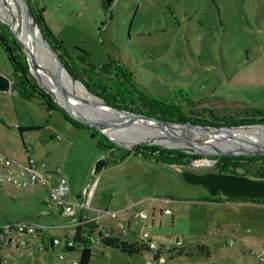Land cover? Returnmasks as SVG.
Segmentation results:
<instances>
[{
  "label": "rangeland",
  "instance_id": "1",
  "mask_svg": "<svg viewBox=\"0 0 264 264\" xmlns=\"http://www.w3.org/2000/svg\"><path fill=\"white\" fill-rule=\"evenodd\" d=\"M40 5L56 39L69 49L88 53L89 64L102 67L111 58L131 60L150 88L168 92L169 87L193 86L202 93L207 91L210 98L193 106L201 112L196 117L235 116L238 110L247 109L243 103L246 97L227 87V82L247 60L264 61V0H116L111 7L105 0H40ZM0 21L10 23L1 0ZM76 53L82 54L79 50ZM0 72L11 77L12 68L1 47ZM261 81L264 84V76ZM85 90L87 95L92 92ZM261 102L256 107L263 108L264 100ZM30 104L32 108L24 111L27 118L53 127L65 138L51 140L42 133L49 141V149L43 154L49 152L54 161L65 164L60 166L71 182L70 195L82 192L81 199L87 200L88 189L101 178L92 196L93 210L120 211L142 197H157L149 198L138 210L119 213L118 220H109L116 236L140 244L148 232L160 246L193 252V256L178 257L179 250H168V261L155 263L154 255L147 251L131 254L95 243L91 264H264V205L239 207L236 198L209 194L201 184L191 182L182 167L147 163L136 156L106 165L117 154L101 149L98 135L75 129L60 112H49L38 102ZM61 129L77 139L78 145L69 155L61 149L66 140L70 141ZM38 134L26 133L24 140ZM24 140L20 138L19 151L26 158L15 159L20 162H25L28 155ZM213 161L206 156L194 160L187 172L197 174L195 166L213 167ZM38 189L42 195L47 192L43 187ZM33 191L32 187L18 189L0 184V207L18 216L34 212L30 218L45 227L64 223L51 205L44 206V214L35 212L38 206L31 197ZM138 211H147L148 218L137 217ZM118 222L124 223L127 235ZM47 229L62 241V247L75 238V230L70 227ZM198 245L209 246L213 257L197 256ZM80 251L67 252L61 261V247L55 246L54 252L41 248L19 259L18 264H66L79 258Z\"/></svg>",
  "mask_w": 264,
  "mask_h": 264
},
{
  "label": "trees",
  "instance_id": "2",
  "mask_svg": "<svg viewBox=\"0 0 264 264\" xmlns=\"http://www.w3.org/2000/svg\"><path fill=\"white\" fill-rule=\"evenodd\" d=\"M35 18L42 28L44 34L49 39L55 50L66 64L70 72L81 80L98 97L102 98L110 105L122 110L138 112L156 117L162 120H169L177 123L194 122L196 124H207L213 126L221 125H241L264 123V107L248 106L247 109H240L236 115L196 117L198 113L194 110L196 104L205 102L210 97L209 92L202 93L196 87H169L168 92L160 88H150L144 78L138 75V70L122 58L113 59L102 66L89 64V55L80 48L69 49L63 42L56 39L54 33L47 25L44 17V8L40 5V0H29ZM0 47L5 51L8 63L12 68L11 79L12 88L22 100L38 102L49 112H60L66 121L77 129H87L91 133L99 136L98 146L109 151L110 154H117V157L108 160L107 164H119L130 156L140 157L145 161L159 165L186 168L190 167L192 161L205 158L204 155L191 154L177 149H168L158 145H138L133 151H126L119 148L114 142L109 140L99 131L83 125L82 123L69 117L47 93L37 83L31 74L29 62L25 52L17 42L9 25L0 21ZM76 50L82 52L77 54ZM244 63H250L246 61ZM207 111V110H206ZM23 130V129H21ZM215 161L213 169L221 174L242 175L253 179H264V155L259 156H227L218 155L208 157ZM99 167V166H98ZM98 169V168H97ZM253 203H264L262 200H248ZM89 228L98 229V224L94 221L88 224ZM76 247L81 249L79 264H91L94 252L91 241H83L80 237V230L75 235ZM102 245L107 247L122 248L131 254L149 252L138 243L129 244L112 240L110 236L102 240ZM163 248L165 246H162ZM173 248V249H170ZM197 256L210 257L212 251L206 245L197 246ZM170 253L179 250L169 247ZM76 251V249L71 250ZM193 253V252H192ZM186 252L185 248L180 249L176 255L193 256ZM173 256L170 257L172 259ZM4 264V263H0ZM55 264V263H52Z\"/></svg>",
  "mask_w": 264,
  "mask_h": 264
},
{
  "label": "crops",
  "instance_id": "3",
  "mask_svg": "<svg viewBox=\"0 0 264 264\" xmlns=\"http://www.w3.org/2000/svg\"><path fill=\"white\" fill-rule=\"evenodd\" d=\"M247 61H249L250 63H242L241 68L238 70V72L231 79H228L227 82V87L230 86L232 89L237 90L244 97H246L245 101H243L246 107L256 106L255 104L264 100V91H263L264 84L261 81L262 76H264V63H263L264 61L261 58L258 60L252 59ZM247 64L250 65L246 66ZM8 77L11 79L10 76ZM30 103L32 102L25 101L19 98L17 93L13 90V88H11L9 92L0 91V169L6 157L12 158L13 160L15 159L22 160L26 158L24 153L19 151L21 148L20 138L24 140V136L26 135V133H30L33 131H35L36 133H40L38 134L39 136L34 137L32 140L26 137V141L25 140L24 141L27 142V144L23 142V146L25 147L26 153L28 154L27 160H29V158H33L38 162H44L47 164V167L53 171L61 169L62 166L65 167L64 163L61 164L54 161L53 160L54 158H52L51 153L46 152L45 154H43L46 150L49 149L48 148L49 146H47L49 141L45 139V137L48 136V138H51V140H57V141L59 140L64 141L65 138L57 131H55L53 127H49L48 125L45 126L43 125V123L40 122L34 123L32 120L27 118L28 116L25 114L24 111L27 110V108L30 109L32 108V104ZM61 130L66 136H69L68 140L70 139V141L66 140L64 142L65 144L64 146L63 145L61 146L60 144L59 145L62 147L61 149H64L65 153L69 155L72 149L76 145H78L77 139L70 132H66L63 129ZM77 130H86V129H77ZM87 131L91 133L90 130ZM42 133H46L47 135L44 137L42 136L43 135ZM59 136H61L62 138L61 139L58 138ZM43 143L45 144L42 145ZM27 160L25 162H27ZM144 162L153 163L148 161H144ZM195 167H198V170H196L197 174L187 172V170L189 169L188 167L182 169L185 172V174L188 176V179L191 180V182L196 184H201V187L206 189V191L209 194H214V195L217 194L218 196H228L229 198H236L238 200V203H240L238 205L239 207H244L249 205H260V204L264 205V203H253L251 201H248V200L264 199V179L262 180L253 179L251 177L242 176V175L221 174L216 172L213 169V167H208V166H201V167L195 166ZM62 173L65 175L63 171ZM100 182H101V178H99L96 181L95 183L96 185L91 186L89 189L86 188L88 189L87 191L88 195H91V207L93 206L92 196L94 194L97 185L100 184ZM69 186H70L71 194H73V189L70 180H69ZM41 187L43 186L37 185L32 187L34 188V191L33 194H31V197L37 201V206H38V211L35 212L42 211V214H44L45 213L44 206L51 205L54 208L55 212L59 214V218H61L64 223H61L60 226L57 227L54 226L49 228H58V227L64 228V225L68 223V220L65 218V216L62 215L61 211L50 202V192L48 188L47 190L46 187H43L47 191L43 195L38 193L37 190H41L38 189ZM75 194L76 196L70 195L73 201L82 200L81 199L82 192L76 193L75 191ZM149 198L154 200V198L157 197L154 196L142 197L140 200L136 201L131 206L124 207L121 208L120 211H113V212H118V216H119V213H127L128 211L133 209L138 210L137 208H141V206L145 204L149 200ZM217 199L218 201L224 200L222 197H217ZM91 211H93L92 213L89 212L91 219H95L100 229L103 228L107 229V231H109L110 233L109 236L111 237L112 240H119L120 242H128L129 244H133L129 240L123 239L122 236L120 237L116 236V232L114 228L115 226L113 224V221L118 220V218L112 219L109 217H103L101 219H98L96 210L92 209ZM33 214L34 212L25 214L23 216H18L15 215L13 212L4 210L0 207V215L1 217L3 216L2 217L3 220H1L0 223L10 220L33 219L30 218L33 217L32 216ZM51 219L52 218H50L49 220ZM109 220H113V221H109ZM35 221L39 223L38 220L35 219ZM119 223L121 222H118V227H119ZM51 238H56L52 230L51 231L48 230L45 237L35 238L33 244V250L35 251V253H37V251L41 248H45L47 251L54 252L55 248L52 249L51 247ZM207 247L211 249L209 246ZM212 257L213 256L210 255V257L208 258H212Z\"/></svg>",
  "mask_w": 264,
  "mask_h": 264
},
{
  "label": "built area",
  "instance_id": "4",
  "mask_svg": "<svg viewBox=\"0 0 264 264\" xmlns=\"http://www.w3.org/2000/svg\"><path fill=\"white\" fill-rule=\"evenodd\" d=\"M58 138L61 139L62 137L59 136ZM0 184L18 189L37 185L48 188L50 202L68 220L64 228H73L75 235L80 230V237L83 241H91L93 245L95 243L101 244L102 240L110 235L109 231L105 228L91 229L88 227V224L95 221L89 215V212L92 210L91 195H89L87 200L73 201L70 197L69 180L62 173L61 169L50 170L46 163L38 162L33 158H29L27 162H19L6 157L0 169ZM167 211L170 212V210ZM96 212L98 219L103 217L118 218V212L109 210H96ZM138 212L136 214L137 217L142 219L148 218L147 211ZM47 228L49 227L42 226L33 219L10 220L0 223V263L18 264L19 259L33 255L34 239L45 237L48 231ZM119 228L123 229L125 235L128 234L129 231L124 227V223H119ZM143 240L139 246L148 249L149 253L154 255L155 263H166L168 261L165 251H168L169 247L163 248L154 242L148 232L143 234ZM55 246L61 247V261L66 259L65 254L67 252L77 249L75 239L69 240L62 247L60 239L51 238L52 249ZM66 264H79V259L72 258Z\"/></svg>",
  "mask_w": 264,
  "mask_h": 264
},
{
  "label": "water",
  "instance_id": "5",
  "mask_svg": "<svg viewBox=\"0 0 264 264\" xmlns=\"http://www.w3.org/2000/svg\"><path fill=\"white\" fill-rule=\"evenodd\" d=\"M116 0H105L107 7H111ZM20 3L22 5L23 11H24V20H25V30L24 28L21 30L20 36H18L17 32L13 29V25L10 23H5L9 25L13 35L15 36L17 42L20 44L22 50L25 52L27 56V60L29 62L30 66V71L31 74L34 76L36 79L37 83L40 85L41 88H43L47 93H49L53 100L57 103V105L72 119L82 123L85 126H88L90 128H93L103 135H105L109 140L114 142L119 148L126 150V151H133V149L138 146V145H158L164 148L168 149H177L181 150L187 153L191 154H200L204 155L206 157H211V156H218V155H227V156H259V155H264V146H256L252 141H253V136L250 137V135L247 132V128H254V127H259L263 126L264 123H256V124H241V125H221V126H213V125H207V124H196L193 122H188V123H177V122H172L169 120H162L156 117L149 116L147 114L143 113H138V112H131L128 110H122L117 107H114L110 105L108 102L103 100L102 98L96 96L92 92L90 94L97 100L96 102H99L103 106L107 107L113 112H116L120 114V120L124 121L123 123H109L105 121H100L94 118H89L84 114L83 110H85L86 105L84 104L85 101H75L71 99L69 96L64 94V89L61 84V79L55 77L54 84L56 87L60 89V91L63 93V99H64V104L61 102V100L58 99V96L54 93V90L49 87L44 85L40 79L38 78V70L39 67L37 65L36 60H34L30 56V50L25 47V44L23 42V36L27 33H30L31 36L35 38L36 33L39 36V42L42 44V46L45 49V52L48 54H51L52 57L54 58V61L57 66V71L59 75L62 74L64 71L72 80L75 82H79L80 84H83L80 80L76 79V77L70 72L66 64L63 62L57 51L55 50L54 46L51 44L49 39L46 37L44 34L42 28L40 27L38 21L35 18L34 12L32 10V7L30 5L29 0H20ZM85 86V85H84ZM12 88V80L2 74L0 72V91L1 92H9ZM87 90L88 87L85 86ZM68 103H74L76 107L78 108L80 115H75L72 113L70 110V107L67 105ZM83 103V104H82ZM84 105V107H83ZM92 109H95L93 106H91ZM153 123L158 127H170L176 131V133L182 134V136H189L191 138L194 137H199L204 140H217L220 142L226 141L232 144V148L229 150H223V151H218V152H207L204 151L200 148H197L198 146H195L193 144L189 146H169L166 145L165 143H160L155 141L153 138H149L146 140H133V141H126V140H117L114 136L113 131H118L121 129H128V128H137L138 125L143 124V123ZM237 131L241 134L239 135V138H237L233 132ZM177 137V136H174ZM172 135H168V139H174ZM178 139L180 141H186L184 138H181L178 136ZM246 141V144H249L252 146V148H249L245 145L244 142ZM188 143V141H187Z\"/></svg>",
  "mask_w": 264,
  "mask_h": 264
},
{
  "label": "bare ground",
  "instance_id": "6",
  "mask_svg": "<svg viewBox=\"0 0 264 264\" xmlns=\"http://www.w3.org/2000/svg\"><path fill=\"white\" fill-rule=\"evenodd\" d=\"M1 4H3L6 10L9 13V22L13 25V29L17 32L18 36L21 34V30L24 28L25 30V20H24V11L20 0H1ZM23 42L25 47L30 51V56L36 60L37 65L39 67L38 70V78L40 81L46 85L51 87L54 90V93L58 96V99L64 104L63 93L60 91L58 87L53 85L55 77L61 79V84L64 89V94L69 96L73 100L77 101H85L86 108L83 110L84 114L89 118H94L100 121L111 122V123H123L124 121L120 120V114L111 111L110 109L102 106L97 100L91 95H87L85 88L79 82H75L68 76L64 71L61 75H59L57 71V66L54 61V58L51 54L45 52L44 47L39 42V36L36 33L35 38L27 33L23 36ZM83 104V103H82ZM67 105L70 107V110L75 115H80V112L74 103H68ZM93 106L95 109H92ZM84 107V105H83ZM248 134L253 136V143L256 146H264V127H254L247 128ZM115 138L119 141H133V140H146L149 138H153L155 141L160 143H165L169 146H189L191 144L198 146L207 152H218L223 150H229L232 148V144L226 141H222L219 143L217 140H204L202 138H191L189 136H182V134L176 133V131L170 127H158L153 123L147 122L138 125L137 128H128L121 129L118 131H113ZM233 134L239 138L241 134L237 131H234ZM168 135L177 136L174 139H168ZM178 136L184 138L186 141H180ZM242 141V139H240ZM188 141V143H187ZM244 142V141H242ZM246 142V141H245ZM244 142V143H245ZM245 145L249 148H252L249 144Z\"/></svg>",
  "mask_w": 264,
  "mask_h": 264
}]
</instances>
